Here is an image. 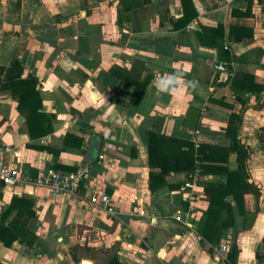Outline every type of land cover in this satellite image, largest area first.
Listing matches in <instances>:
<instances>
[{
  "label": "crops",
  "instance_id": "1",
  "mask_svg": "<svg viewBox=\"0 0 264 264\" xmlns=\"http://www.w3.org/2000/svg\"><path fill=\"white\" fill-rule=\"evenodd\" d=\"M13 58L22 78H36L52 131L32 140L17 99L0 89V140L19 152L3 163L22 178L0 182V214L14 196L27 198L33 214L19 224L36 236L30 246L0 240V264H264V0H0V78ZM169 76L176 90L160 91ZM134 82L145 85L137 103ZM190 105L201 110L196 130L183 124ZM66 132L84 144L57 159L42 148H62ZM150 132L190 140L195 151L191 170L169 157L166 183L154 190L150 175L163 159L150 164ZM94 135L100 156L86 164ZM236 135L250 147L248 175L233 180L230 222L223 209L210 254L200 234L211 202L204 184L226 185L227 171L238 170ZM199 144L213 150L198 153ZM56 160L85 170L78 196L32 185ZM186 179L197 189L192 203L179 190ZM91 192L108 195L114 212L90 205Z\"/></svg>",
  "mask_w": 264,
  "mask_h": 264
},
{
  "label": "trees",
  "instance_id": "2",
  "mask_svg": "<svg viewBox=\"0 0 264 264\" xmlns=\"http://www.w3.org/2000/svg\"><path fill=\"white\" fill-rule=\"evenodd\" d=\"M184 2L188 0H183ZM250 4V3H249ZM250 8V5L248 9ZM248 12V11H247ZM236 13V11H234ZM192 16H188L185 21L191 19ZM22 66L18 59L13 58L7 68H2L1 73L2 78H0V89L4 90L11 96L17 99V108L19 112L25 117V122L28 128V134L32 140H36L52 131L51 117L47 113L41 110L42 108V98L37 87V80L33 76L26 78L21 77ZM238 75V74H237ZM236 80V78H235ZM238 81V80H237ZM145 85L138 84L134 82V90L131 96V101L138 102V99H134V94L141 95L144 91ZM235 117L239 119V116L235 114ZM84 144L83 137H79L70 132H66L63 135V147L62 148H52L49 146H43L46 151L52 153V155L57 159L59 153L64 150H70L71 147H80ZM175 149V152L170 154L163 153L166 147ZM187 147L184 149L183 147ZM234 147L238 151V161L239 168L235 172L227 171L228 183L226 185H218L212 183H205L204 190L210 195L211 202L206 209L203 217V223L200 229V234L207 241L211 243L208 252L210 254H215L214 245L215 233L217 231L216 224L221 220L223 214V209H226V221L231 218L230 205L225 201V197L232 193L233 197L236 199V188L233 186L234 178L239 176V181H243V177L248 175L247 159L249 156V146L244 145L238 138L237 135L234 138ZM213 147L210 145L199 144L198 153L201 150L212 151ZM194 143L190 140L177 139L174 137H166L156 133H149V144H148V154L150 164L154 165L155 154L163 159L160 163L161 170L158 173H151L149 188L154 190L166 183L163 172L165 171V166L163 165L166 160L174 156L177 160V167L180 169L182 167L181 163L186 162L189 167L188 170L194 168L195 156H194ZM212 156V155H211ZM198 159H201V154H198ZM213 158V157H210ZM185 165V166H186ZM66 166L59 164L55 161V168H60L66 171H74L71 169H66ZM202 172H207L209 167L206 165L201 166ZM242 188H244L243 183H241ZM29 200L27 198H22L19 196H14L11 202L6 206V208L0 214V240L6 246H9L15 239L21 242H25L27 245H32L36 240V236L29 229L20 225L19 221L24 214H33L32 210L28 207ZM12 217L9 219V216ZM230 222V221H229ZM234 250L236 249L235 244ZM110 264H121L116 257H113Z\"/></svg>",
  "mask_w": 264,
  "mask_h": 264
},
{
  "label": "built area",
  "instance_id": "3",
  "mask_svg": "<svg viewBox=\"0 0 264 264\" xmlns=\"http://www.w3.org/2000/svg\"><path fill=\"white\" fill-rule=\"evenodd\" d=\"M198 10L202 12L203 8L198 7ZM6 155L18 158L19 152L15 146L0 140V182L4 186L14 187L22 182V178L20 170L16 165H5L3 163ZM84 171H65L49 167L41 170L39 175L31 180V183L34 186L44 187L55 195L68 194L78 196L81 192L82 183L84 182ZM179 190L185 193L186 199L190 203L194 202L195 198H197V189L193 180H184ZM87 200L90 205H101L107 212L111 214L114 212L109 206L110 200L108 195L104 193L91 192ZM227 248V244H221L216 248V251L218 253H224Z\"/></svg>",
  "mask_w": 264,
  "mask_h": 264
},
{
  "label": "water",
  "instance_id": "4",
  "mask_svg": "<svg viewBox=\"0 0 264 264\" xmlns=\"http://www.w3.org/2000/svg\"><path fill=\"white\" fill-rule=\"evenodd\" d=\"M200 113L201 110L199 108L190 105L184 116V120H183L184 126L191 130H196ZM102 141L103 138L100 135H94L92 137V139L90 140V142L86 147L83 157V161L86 164H92L99 158Z\"/></svg>",
  "mask_w": 264,
  "mask_h": 264
},
{
  "label": "clouds",
  "instance_id": "5",
  "mask_svg": "<svg viewBox=\"0 0 264 264\" xmlns=\"http://www.w3.org/2000/svg\"><path fill=\"white\" fill-rule=\"evenodd\" d=\"M179 83V79L174 76H169L167 78H161L157 83V88L160 91H175L176 85ZM192 83V82H190ZM194 86V85H193Z\"/></svg>",
  "mask_w": 264,
  "mask_h": 264
},
{
  "label": "bare ground",
  "instance_id": "6",
  "mask_svg": "<svg viewBox=\"0 0 264 264\" xmlns=\"http://www.w3.org/2000/svg\"><path fill=\"white\" fill-rule=\"evenodd\" d=\"M82 264H91L89 261H83Z\"/></svg>",
  "mask_w": 264,
  "mask_h": 264
}]
</instances>
